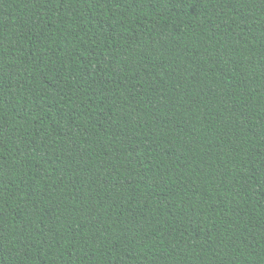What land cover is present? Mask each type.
<instances>
[{
    "label": "trees",
    "instance_id": "16d2710c",
    "mask_svg": "<svg viewBox=\"0 0 264 264\" xmlns=\"http://www.w3.org/2000/svg\"><path fill=\"white\" fill-rule=\"evenodd\" d=\"M0 264H264V0H0Z\"/></svg>",
    "mask_w": 264,
    "mask_h": 264
}]
</instances>
